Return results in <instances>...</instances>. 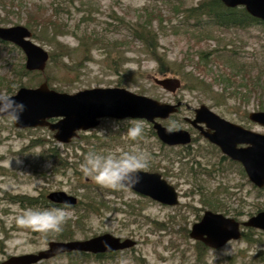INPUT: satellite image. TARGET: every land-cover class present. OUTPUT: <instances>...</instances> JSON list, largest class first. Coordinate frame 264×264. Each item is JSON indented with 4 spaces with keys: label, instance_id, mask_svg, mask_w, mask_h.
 Wrapping results in <instances>:
<instances>
[{
    "label": "rangeland",
    "instance_id": "374dc122",
    "mask_svg": "<svg viewBox=\"0 0 264 264\" xmlns=\"http://www.w3.org/2000/svg\"><path fill=\"white\" fill-rule=\"evenodd\" d=\"M202 1L207 0H0V27L27 28L35 35L32 42L51 56L43 73H29L23 53L0 42V94L11 96L20 87L36 88L43 82L67 94L118 87L159 103L182 102L179 113L162 123L170 130L187 129L183 119L193 116L188 108L204 105L230 123L264 134L263 127L247 118L264 107V26L223 29L207 25L203 16L189 18L186 11ZM150 22L162 66L130 38L131 26ZM54 24L60 35L53 36ZM155 78H177L181 87L170 94L153 83ZM133 124L142 128L134 141L126 136ZM152 130L145 121L107 119L62 145L46 128L19 130L0 118V264L11 256L44 250L51 241H83L103 234L136 244L101 259L71 254L39 264H210L212 254L225 248L230 254L214 264H263L255 259L264 251L263 231L242 229L240 239L218 250L190 239L189 231L205 211L245 222L264 211V188H255L239 164L196 133L187 147H167ZM93 142L99 153L137 148L146 153L147 167L140 171L160 174L176 189L179 204L167 207L129 189L94 183L80 169ZM49 150L59 153L64 166L53 165ZM55 191L77 199L66 209L60 233L16 222L22 208L11 204V196L35 198L49 207L42 200ZM58 235L69 239L56 240Z\"/></svg>",
    "mask_w": 264,
    "mask_h": 264
},
{
    "label": "water",
    "instance_id": "95a60500",
    "mask_svg": "<svg viewBox=\"0 0 264 264\" xmlns=\"http://www.w3.org/2000/svg\"><path fill=\"white\" fill-rule=\"evenodd\" d=\"M226 8L242 7L246 14L264 23V0H219ZM31 32L23 26L0 27V41L12 44L24 55V69L27 72L43 73L49 54L31 40ZM153 83L170 94L180 89L177 78L153 79ZM25 105V110L16 129L46 128L53 132V138L59 144H69L79 132H88L99 126L103 119L116 121L140 120L151 124L157 139L168 147L187 146L191 143L186 130H170L158 120H166L177 114L181 102L176 104L159 103L146 96L131 93L123 88H92L73 94L50 89L46 82L36 88L20 87L13 95ZM248 120L264 128V112H252ZM200 130L201 135L218 147L221 154L241 165L248 181L256 188H264V134H258L230 123L201 105L195 109V118L187 120ZM205 124L203 131L196 124ZM140 182L132 189L134 193L146 197L167 207L179 204L175 188L158 173L139 172ZM46 199L57 206L70 207L77 204L75 197L62 191L51 192ZM256 229L264 232V211L238 222L212 211H205L200 220L191 226L189 238L204 247L218 250L242 236V229ZM105 243L108 247H105ZM135 241L120 239L103 234L83 241H51L46 249L32 254L11 256L2 264H39L54 257L73 252L92 255L111 254L129 250Z\"/></svg>",
    "mask_w": 264,
    "mask_h": 264
},
{
    "label": "clouds",
    "instance_id": "9594fccd",
    "mask_svg": "<svg viewBox=\"0 0 264 264\" xmlns=\"http://www.w3.org/2000/svg\"><path fill=\"white\" fill-rule=\"evenodd\" d=\"M25 110L23 102L16 100L7 94H0V118H5L14 123L20 121ZM142 134L139 124H133L127 128L126 136L130 140H136ZM148 156L138 148L135 151L119 153H99L90 151L84 155L80 169L85 176L97 185L110 189H132L140 182V170L147 167ZM10 167V161L5 162ZM35 195V193H33ZM70 207L66 203L63 207L52 205L42 208L20 209L15 217L21 227L33 228L44 232L60 233L66 218V209ZM105 247L108 245L105 243ZM230 254L229 249H221L219 253H213L210 264L222 255Z\"/></svg>",
    "mask_w": 264,
    "mask_h": 264
},
{
    "label": "trees",
    "instance_id": "16d2710c",
    "mask_svg": "<svg viewBox=\"0 0 264 264\" xmlns=\"http://www.w3.org/2000/svg\"><path fill=\"white\" fill-rule=\"evenodd\" d=\"M186 12L188 13L189 18L203 16L207 18L208 20V23H206L207 25H210L209 22H211L212 26L223 28V29L245 28L248 24L249 25L258 24V25L264 26V23L258 22L257 20L250 18L245 13L242 7H237L233 9L226 8L220 3L219 0L202 1L196 7L190 8ZM200 22H197V23H200ZM49 24H53V21H51ZM51 32L53 33V36H57L61 34L55 24L53 25ZM129 33H130V38L133 41L138 42L141 45H143L149 52V55L156 61V63L159 64V66H162L160 59L156 55L159 45H158L156 34L152 31L151 22L137 25L136 28H134V26H131V28L129 29ZM32 36L35 38V35L32 34ZM90 40L93 43L102 42V40H98L96 38H91ZM50 60H51V56H49V61ZM160 72L165 73L168 71L166 69H162ZM35 73L36 72H34V74ZM8 92H9L8 94L11 93V91H8ZM261 110L264 111V107H261ZM152 134L155 135L154 130H152ZM93 144H95V147L99 148L96 145V143L93 142L90 145V149H92L91 151H95V150L97 151V148H94ZM80 150L84 153L82 148ZM48 152H49L48 158L53 162L54 166H64L59 153H56L54 150H49ZM10 200H11V204H18L22 209L29 208V207L31 208H41L42 207V205L39 204L40 201L35 198L11 196ZM42 204H45V206H49V207L52 206V204L49 201H47L46 198H43ZM210 209H212L213 211H217V209H215L214 206H210ZM55 239L56 240H67L69 238L68 236L66 237L65 235H58V237H55ZM77 255L84 257V258L86 257V255H83V254H77ZM255 259L264 264V251H259L255 256Z\"/></svg>",
    "mask_w": 264,
    "mask_h": 264
},
{
    "label": "flooded vegetation",
    "instance_id": "af4514ba",
    "mask_svg": "<svg viewBox=\"0 0 264 264\" xmlns=\"http://www.w3.org/2000/svg\"><path fill=\"white\" fill-rule=\"evenodd\" d=\"M178 102H180V101H178V100H176L175 101V103L174 104H176V103H178ZM181 107H183V103L181 102V106L178 108V112H177V114L179 113V111H180V109H181ZM188 110L189 111H191V113H192V118H187V117H184V119H183V122L185 123V125L188 127L187 129H175V130H186L189 134H190V137H191V142L193 141V138H192V133H196L201 139H203V140H205L208 144H210V145H212L213 147H216L215 145H213V144H211L210 142H208V140H206L202 135H201V132H200V130H198L196 127H194V126H192L190 123H188L187 122V120H193L194 118H195V109H190V108H188ZM177 114H174V115H170L166 120H169V119H171V117H173V116H175V115H177ZM166 120H158V122L162 125V126H164L162 123H164V121H166ZM196 126L197 127H201L202 128V130L203 131H208V132H210V133H212L213 131L212 130H208V128L206 127V125L205 124H196ZM164 127H166V126H164ZM167 128V127H166ZM247 130V129H246ZM172 131H174V130H172ZM161 143V142H160ZM162 144V143H161ZM191 144V143H190ZM189 144V145H190ZM163 145V144H162ZM188 145V146H189ZM164 146H166V145H164ZM168 147V146H167ZM174 147H187V146H174ZM217 149H218V147H216ZM219 150V149H218ZM219 152H220V150H219ZM221 153V152H220ZM223 156V155H222ZM223 157H225V156H223ZM225 158H227V157H225ZM228 159V158H227ZM228 160H230V159H228ZM231 161V160H230ZM233 162V161H232ZM234 163H236V162H234ZM238 164V163H237ZM240 165V164H239ZM241 166V165H240ZM242 168V167H241ZM243 170V169H242ZM149 173V172H148ZM248 180V179H247ZM146 198V197H145ZM161 205V204H160ZM115 253H118V252H115ZM72 254V253H71ZM71 254H69V255H71ZM77 254V253H76ZM78 254H83V255H91V254H85V253H78ZM112 254H114V253H112ZM112 254H102V255H91V256H93L95 259H101V258H105V257H107V256H110V255H112ZM53 259V258H52Z\"/></svg>",
    "mask_w": 264,
    "mask_h": 264
},
{
    "label": "bare ground",
    "instance_id": "6f19581e",
    "mask_svg": "<svg viewBox=\"0 0 264 264\" xmlns=\"http://www.w3.org/2000/svg\"><path fill=\"white\" fill-rule=\"evenodd\" d=\"M25 58V57H24Z\"/></svg>",
    "mask_w": 264,
    "mask_h": 264
}]
</instances>
